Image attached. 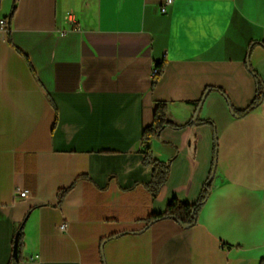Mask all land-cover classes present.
Instances as JSON below:
<instances>
[{
	"label": "crops",
	"instance_id": "crops-1",
	"mask_svg": "<svg viewBox=\"0 0 264 264\" xmlns=\"http://www.w3.org/2000/svg\"><path fill=\"white\" fill-rule=\"evenodd\" d=\"M1 19L0 264H261L264 98L235 112L264 82V0H0ZM206 93L148 144L170 163L154 197L143 132ZM210 178L197 225H148Z\"/></svg>",
	"mask_w": 264,
	"mask_h": 264
},
{
	"label": "trees",
	"instance_id": "trees-1",
	"mask_svg": "<svg viewBox=\"0 0 264 264\" xmlns=\"http://www.w3.org/2000/svg\"><path fill=\"white\" fill-rule=\"evenodd\" d=\"M257 44V42L252 43L249 49L248 57L250 56V52L252 47ZM157 67L159 68V74L154 77V86L157 82L161 79L164 70L165 64L161 63L158 64ZM254 79L256 82V95L252 102V104L245 110L240 112H235L237 116L243 117L249 114L252 110L256 109L263 101L264 98V82L262 79L256 74L253 73ZM218 90V89H217ZM221 92V90H218ZM202 102V101H201ZM197 103L199 106L200 103ZM169 109L168 105L165 102H159L157 104L155 115H154V122L153 124L146 128L143 132V144L145 145V164L150 165L153 168V176L151 182L148 184L149 190L152 192L154 197H157L161 192V189L166 184L169 173H170V163L169 162H161L154 157L153 151L148 144L150 143L151 139L163 131L165 128L171 127L174 129H182L187 125L192 123H196V121L192 120L186 124H175L169 120ZM207 124H212L209 121L203 122ZM212 187V178H210L203 186L201 191L200 198L198 202L194 205L185 204L179 202L178 200H172L166 212L164 214L152 216L149 219L148 225H151L157 221L171 219L179 223L181 226H186V228H192L198 223L199 215L201 210L203 209L210 193ZM69 190H65L59 194L60 201L67 195ZM185 228V227H184ZM23 226L20 228L19 233L17 234V241H18V248H17V258H21L23 249H24V232ZM16 241V240H15ZM261 264H264V259L261 261Z\"/></svg>",
	"mask_w": 264,
	"mask_h": 264
},
{
	"label": "built area",
	"instance_id": "built-area-1",
	"mask_svg": "<svg viewBox=\"0 0 264 264\" xmlns=\"http://www.w3.org/2000/svg\"><path fill=\"white\" fill-rule=\"evenodd\" d=\"M172 2V0H168V3L170 4ZM67 16L69 18V21H71L72 23L75 22L76 18H75V15L72 13V12H68L67 13ZM0 28L1 29H5L6 28V20L5 19H1L0 20ZM159 68L158 67H155L154 71H153V76H157L159 74ZM29 195V192L26 191V190H19L18 191V196L22 199L24 198H27ZM62 229H66L67 228V225L66 224H63L61 226Z\"/></svg>",
	"mask_w": 264,
	"mask_h": 264
},
{
	"label": "water",
	"instance_id": "water-1",
	"mask_svg": "<svg viewBox=\"0 0 264 264\" xmlns=\"http://www.w3.org/2000/svg\"><path fill=\"white\" fill-rule=\"evenodd\" d=\"M206 96H207V93L204 95V98H203L202 102L200 103V105H199V107H198V109H197V111H196V114H195V116H194V121H196V120L198 119L200 109H201V107H202V105H203V102H204ZM184 227L186 228V226H184ZM17 248H18V241H17V239H16V241H15V247H14V253H15V256H17Z\"/></svg>",
	"mask_w": 264,
	"mask_h": 264
}]
</instances>
